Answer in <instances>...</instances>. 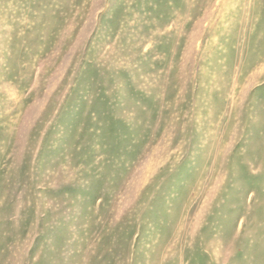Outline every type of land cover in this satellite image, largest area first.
Returning <instances> with one entry per match:
<instances>
[{
    "label": "rangeland",
    "instance_id": "1",
    "mask_svg": "<svg viewBox=\"0 0 264 264\" xmlns=\"http://www.w3.org/2000/svg\"><path fill=\"white\" fill-rule=\"evenodd\" d=\"M0 264H264V0H0Z\"/></svg>",
    "mask_w": 264,
    "mask_h": 264
}]
</instances>
